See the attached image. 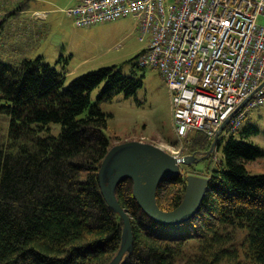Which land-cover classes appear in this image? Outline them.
Segmentation results:
<instances>
[{"label": "trees", "instance_id": "1", "mask_svg": "<svg viewBox=\"0 0 264 264\" xmlns=\"http://www.w3.org/2000/svg\"><path fill=\"white\" fill-rule=\"evenodd\" d=\"M30 1L11 0L3 9L0 0L3 50L19 52L26 34L41 31L24 14ZM6 25L20 36L10 35ZM63 62L53 66L43 55L0 60V264H110L121 247L123 220L98 180L115 146L107 134L113 116L99 102L134 96L143 78L110 67L67 83ZM99 88L93 103L91 94ZM54 124L61 125L58 135ZM257 133L244 124L230 135L223 159L210 175L202 174L209 177V190L187 223H156L134 199L133 182L120 183L116 196L134 234L132 253L121 264H264V174L247 167L264 158V150L247 141ZM178 140L197 159L211 157L217 147L209 154L213 140L200 132ZM186 184L183 175L164 180L160 208H177Z\"/></svg>", "mask_w": 264, "mask_h": 264}, {"label": "built area", "instance_id": "2", "mask_svg": "<svg viewBox=\"0 0 264 264\" xmlns=\"http://www.w3.org/2000/svg\"><path fill=\"white\" fill-rule=\"evenodd\" d=\"M67 15L77 27L136 18L138 64L164 78L178 139L218 136V149L264 106V0H74Z\"/></svg>", "mask_w": 264, "mask_h": 264}, {"label": "rangeland", "instance_id": "3", "mask_svg": "<svg viewBox=\"0 0 264 264\" xmlns=\"http://www.w3.org/2000/svg\"><path fill=\"white\" fill-rule=\"evenodd\" d=\"M10 1L3 0V9ZM36 1H30L29 9L24 14L31 17L29 20L32 25H39L41 31L36 36L26 34L27 37L21 40L23 43L19 52L15 47L11 51L0 48V60L11 62L14 57L22 59L24 56L35 58L43 55L48 63L53 66L57 64L59 67L64 61L63 64L67 67V83L88 72L110 67H116L126 76L142 77L143 87L134 96L126 98L119 95L113 101L99 102L100 108L113 116L107 130V134L113 137V145L140 141L156 145L171 154H178L179 157L187 156L189 153H185L187 150L183 143L178 142L174 129L171 95L164 78L158 70L142 69L138 65V56L148 42L139 40L136 18L129 16L91 27H77L67 15L74 0ZM22 19L23 17L8 25L15 26ZM8 25L6 31L10 35L20 36L13 31L14 27L13 29ZM100 91L101 88L92 92L93 103L98 102ZM244 124L246 127L252 125L258 129V133L251 134L247 141L264 150V106L252 110ZM51 126L56 128L53 134L58 135L61 125ZM229 137L225 135L219 138L220 146L211 157L188 166L182 165L183 177L189 174L210 175L211 170L223 159L224 146ZM247 167L252 174H264V158L248 164Z\"/></svg>", "mask_w": 264, "mask_h": 264}, {"label": "water", "instance_id": "4", "mask_svg": "<svg viewBox=\"0 0 264 264\" xmlns=\"http://www.w3.org/2000/svg\"><path fill=\"white\" fill-rule=\"evenodd\" d=\"M224 128V126H223ZM218 143L214 139L211 154ZM195 155L178 157L164 149L140 141L114 146L106 155L98 173L101 192L109 207L123 220L122 243L110 264H121L132 253L134 234L129 214L119 203L116 190L126 180L133 182V196L144 213L160 225L177 226L192 220L200 211L209 190V177L189 174L182 203L171 211L158 204V190L164 180L182 175L181 166L197 163Z\"/></svg>", "mask_w": 264, "mask_h": 264}, {"label": "crops", "instance_id": "5", "mask_svg": "<svg viewBox=\"0 0 264 264\" xmlns=\"http://www.w3.org/2000/svg\"><path fill=\"white\" fill-rule=\"evenodd\" d=\"M36 2H42V0H37ZM41 11V10H40ZM40 13H42V11L40 12ZM46 14H48V13H46ZM47 18V17H46ZM45 21V20H44ZM25 22V21H24ZM27 24L29 23V22H26ZM137 31H138V27H137ZM139 32V31H138ZM11 50V49H10Z\"/></svg>", "mask_w": 264, "mask_h": 264}]
</instances>
